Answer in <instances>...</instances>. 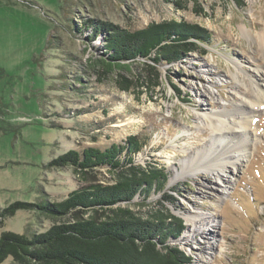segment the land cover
<instances>
[{
  "label": "rangeland",
  "instance_id": "1",
  "mask_svg": "<svg viewBox=\"0 0 264 264\" xmlns=\"http://www.w3.org/2000/svg\"><path fill=\"white\" fill-rule=\"evenodd\" d=\"M169 20L209 30L211 42L204 53L158 65L156 88L146 86L142 61L105 75L91 67L104 52L96 22L133 31ZM262 29L264 0H0V211L14 201L60 200L84 184L71 167L48 164L68 149L104 148L136 134L147 139L136 163L168 170L167 205L184 226L172 243L190 264H264V102L250 104L237 89V71L264 88ZM219 110L245 137L229 164L231 182L205 168L180 175L207 145L203 115ZM88 177L110 175L100 169ZM158 199L152 193L149 201ZM52 222L21 209L0 216V234L40 232Z\"/></svg>",
  "mask_w": 264,
  "mask_h": 264
},
{
  "label": "trees",
  "instance_id": "2",
  "mask_svg": "<svg viewBox=\"0 0 264 264\" xmlns=\"http://www.w3.org/2000/svg\"><path fill=\"white\" fill-rule=\"evenodd\" d=\"M94 32L104 35V52L90 59L93 70L105 75L142 61L150 89L160 85L158 65L204 53L211 42L209 30L179 20L133 31L96 22ZM121 78L119 84L128 90V81ZM146 145L147 139L130 134L123 143L72 148L52 159L49 165L71 167L84 184L60 200L14 201L3 208L0 216L24 209L53 222L40 232H1L0 263L11 258L17 264H190L191 258L172 243L184 226L167 205L173 198V189L166 188L168 170L158 161H135ZM100 169L109 173L107 182L89 179ZM152 193H159V199L151 203Z\"/></svg>",
  "mask_w": 264,
  "mask_h": 264
},
{
  "label": "bare ground",
  "instance_id": "3",
  "mask_svg": "<svg viewBox=\"0 0 264 264\" xmlns=\"http://www.w3.org/2000/svg\"><path fill=\"white\" fill-rule=\"evenodd\" d=\"M256 35L264 48V29L257 32ZM237 76L241 85L239 87L237 86V89L248 98L250 104L261 105L264 102V88L261 87L259 82L253 77H246L245 79L238 75V71ZM245 106L246 104L241 103V108ZM241 108L235 105V111H237L238 114L242 113L243 109ZM228 115H230V113L226 110H219L211 114L205 113L203 115L201 121L205 126L209 127L210 131L209 139L206 141L207 145L203 144L202 151H197V153L193 154L195 163H184V171H180V175L183 173L196 172L205 168L209 170L211 174H215L217 179L223 180L225 183L231 182V178L228 176V170L230 171L229 164L234 163L238 158L237 155L240 151L236 147L245 146L243 142L245 141V137H242L236 132L230 124L228 125L225 121V117ZM232 136L233 139H230ZM193 222L196 224L195 226H199L202 223L201 219H193ZM193 230H196V228Z\"/></svg>",
  "mask_w": 264,
  "mask_h": 264
}]
</instances>
